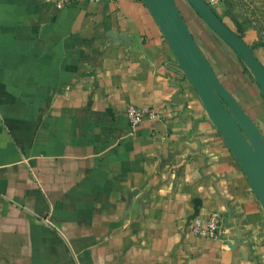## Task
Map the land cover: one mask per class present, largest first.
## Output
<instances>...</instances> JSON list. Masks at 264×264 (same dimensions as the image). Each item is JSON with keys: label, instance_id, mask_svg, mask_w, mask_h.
<instances>
[{"label": "crops", "instance_id": "crops-1", "mask_svg": "<svg viewBox=\"0 0 264 264\" xmlns=\"http://www.w3.org/2000/svg\"><path fill=\"white\" fill-rule=\"evenodd\" d=\"M234 1L212 9L264 67V0ZM176 5L263 134L251 73ZM128 105L159 120L131 132ZM211 212L224 241L189 231ZM0 264H264L262 208L141 0H0Z\"/></svg>", "mask_w": 264, "mask_h": 264}, {"label": "water", "instance_id": "water-1", "mask_svg": "<svg viewBox=\"0 0 264 264\" xmlns=\"http://www.w3.org/2000/svg\"><path fill=\"white\" fill-rule=\"evenodd\" d=\"M168 44L177 66L200 98L211 122L247 177L264 214V133L215 75L174 0H141ZM202 22L241 59L264 100V67L252 49L205 2L185 0Z\"/></svg>", "mask_w": 264, "mask_h": 264}, {"label": "built area", "instance_id": "built-area-1", "mask_svg": "<svg viewBox=\"0 0 264 264\" xmlns=\"http://www.w3.org/2000/svg\"><path fill=\"white\" fill-rule=\"evenodd\" d=\"M100 1L101 0H52L55 7L59 10L84 2L98 3ZM205 2L211 8H214L219 5L222 0H205ZM125 115L131 132H134L144 120H149L151 123L159 120V115L155 111L138 108L133 105H128L126 107ZM189 231L193 237L198 239L224 241L227 231L225 218L217 212H211L206 219L193 217L190 220Z\"/></svg>", "mask_w": 264, "mask_h": 264}, {"label": "rangeland", "instance_id": "rangeland-1", "mask_svg": "<svg viewBox=\"0 0 264 264\" xmlns=\"http://www.w3.org/2000/svg\"><path fill=\"white\" fill-rule=\"evenodd\" d=\"M175 1V3H176V1L178 2V0H174ZM185 1V0H184ZM234 2H236L237 4H241V3H244L243 1L241 2L240 0H235ZM244 6L245 7H243L242 6V8L244 9L245 8V11H247L248 12V14H251V13H253V11H256L257 12V10L259 11V12H263V10H261V9H256L254 6H249V5H247V4H245L244 3ZM241 8V7H240ZM241 60V59H240ZM243 63V62H242ZM247 68V67H246ZM249 71V70H248Z\"/></svg>", "mask_w": 264, "mask_h": 264}]
</instances>
